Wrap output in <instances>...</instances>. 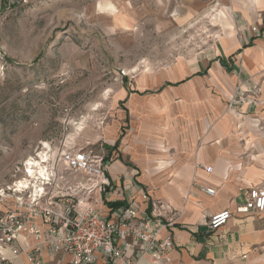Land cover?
Listing matches in <instances>:
<instances>
[{
    "label": "crops",
    "instance_id": "0c3cea01",
    "mask_svg": "<svg viewBox=\"0 0 264 264\" xmlns=\"http://www.w3.org/2000/svg\"><path fill=\"white\" fill-rule=\"evenodd\" d=\"M247 1H225L241 12L247 45L224 38L191 65L132 76L113 98L117 116L93 144L81 146L103 157L111 181L109 194L93 197L102 215L115 217L126 205L129 190L140 207L149 210L140 188L173 208L176 220L170 231L175 246L159 264H264V213L235 217L220 230L205 233L212 215L235 210L251 188L264 185V146L255 141L258 130L240 123L254 105L247 103L240 112L227 109L234 89L257 88L264 72V0ZM113 2L119 6V0ZM121 15L130 24L134 20ZM229 16L221 12L219 22L224 24ZM103 137L99 152L90 147ZM201 186L215 188V196L203 193ZM4 253L12 264H31L23 254ZM42 258L43 264L70 261L69 255H54L46 248ZM141 264H152L150 257Z\"/></svg>",
    "mask_w": 264,
    "mask_h": 264
},
{
    "label": "rangeland",
    "instance_id": "374dc122",
    "mask_svg": "<svg viewBox=\"0 0 264 264\" xmlns=\"http://www.w3.org/2000/svg\"><path fill=\"white\" fill-rule=\"evenodd\" d=\"M225 1L119 0L116 7L113 0H3L0 190L20 163L47 147L93 144L117 116L113 98L132 76L191 65L224 38L247 45L240 40L244 18ZM221 12L230 15L224 24ZM256 87L246 89L254 107L240 123L258 130L255 141L264 146V72ZM99 140L90 145L98 152L105 138Z\"/></svg>",
    "mask_w": 264,
    "mask_h": 264
},
{
    "label": "built area",
    "instance_id": "2783aa9c",
    "mask_svg": "<svg viewBox=\"0 0 264 264\" xmlns=\"http://www.w3.org/2000/svg\"><path fill=\"white\" fill-rule=\"evenodd\" d=\"M240 40L244 41L243 35ZM245 93L238 85L227 109L240 112L238 108L249 102ZM206 171L211 173L212 168ZM110 187L103 157L87 148L52 151L47 147L20 163L12 183L0 190V264H12L5 251L23 254L31 264H43L44 248L54 255H69L66 264H141L148 256L152 264L167 260L175 246L170 231L176 220L173 208L142 193L151 207L142 209L129 190L126 205L110 218L93 201L94 194H109ZM200 190L216 194L209 186ZM262 213L264 185L251 188L235 210L212 215L205 233L220 230L235 217Z\"/></svg>",
    "mask_w": 264,
    "mask_h": 264
},
{
    "label": "bare ground",
    "instance_id": "6f19581e",
    "mask_svg": "<svg viewBox=\"0 0 264 264\" xmlns=\"http://www.w3.org/2000/svg\"><path fill=\"white\" fill-rule=\"evenodd\" d=\"M119 18H121L123 21H125L124 19H123V17H122V15H121V12L120 13H118V15H117ZM112 19H114L115 20V16H114V18L112 17ZM120 30H126V29H120Z\"/></svg>",
    "mask_w": 264,
    "mask_h": 264
},
{
    "label": "trees",
    "instance_id": "16d2710c",
    "mask_svg": "<svg viewBox=\"0 0 264 264\" xmlns=\"http://www.w3.org/2000/svg\"><path fill=\"white\" fill-rule=\"evenodd\" d=\"M112 205H116V203L115 204H112Z\"/></svg>",
    "mask_w": 264,
    "mask_h": 264
}]
</instances>
